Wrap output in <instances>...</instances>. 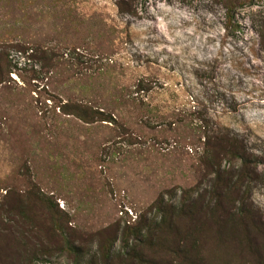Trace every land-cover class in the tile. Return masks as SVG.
Here are the masks:
<instances>
[{
    "label": "rangeland",
    "instance_id": "374dc122",
    "mask_svg": "<svg viewBox=\"0 0 264 264\" xmlns=\"http://www.w3.org/2000/svg\"><path fill=\"white\" fill-rule=\"evenodd\" d=\"M0 264H264V0H0Z\"/></svg>",
    "mask_w": 264,
    "mask_h": 264
},
{
    "label": "trees",
    "instance_id": "16d2710c",
    "mask_svg": "<svg viewBox=\"0 0 264 264\" xmlns=\"http://www.w3.org/2000/svg\"><path fill=\"white\" fill-rule=\"evenodd\" d=\"M217 197L220 198V199L222 198L221 195H217ZM229 201H230V202H228V206H229L231 203H233V200H229Z\"/></svg>",
    "mask_w": 264,
    "mask_h": 264
}]
</instances>
